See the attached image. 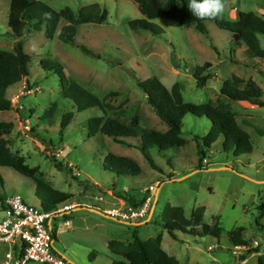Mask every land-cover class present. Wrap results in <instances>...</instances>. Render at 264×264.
<instances>
[{
    "label": "rangeland",
    "instance_id": "rangeland-1",
    "mask_svg": "<svg viewBox=\"0 0 264 264\" xmlns=\"http://www.w3.org/2000/svg\"><path fill=\"white\" fill-rule=\"evenodd\" d=\"M58 9L69 5L72 9L97 2L106 10L100 23L83 22L76 25L73 43L60 40L56 33L65 22L58 21L51 38L45 36L43 27L24 32L23 49L28 53V74L5 89L11 105L0 110V119L11 121L7 135L13 154L24 156V162L37 166V173L53 188L69 193L62 202L74 201L68 212L56 216L54 246L75 264H110L117 258L108 249L109 239L127 241L132 232L140 238L161 233L160 246L176 257L179 264H256V251L238 255L230 251L231 245L224 232L238 225L249 246H258L264 252V212L260 217L262 229L254 226L256 204H264V105L247 101L225 99L235 112L237 123L247 131L251 150L238 156L223 152L221 136L206 149L203 167L197 165V145L208 126L205 115L184 113L180 136L184 142L175 147L160 149L150 147L155 163L152 167L134 146L119 143L110 136L96 132L86 134L85 120L100 114L97 106L76 110L73 101L61 95L58 74L44 67L41 59L61 65L64 73L98 96L114 90L110 97L113 107L107 114H116L122 121L137 120L141 127L164 130L166 125L147 103L145 93L137 79L157 76L169 86L178 81L185 101L216 102L223 99L219 92L221 81L236 74L252 78L261 88L264 100V59L245 54L244 44L231 46L235 36L227 29L205 20L207 33L197 31L193 23L180 24L171 18L155 17L153 22L163 29L152 34L144 29H132L127 20L140 17L133 0H43ZM223 14L235 18L239 10H251L264 19V0H223ZM8 0H0V48L11 49L13 39L6 33ZM259 45L264 48V34L256 33ZM90 49L87 52L80 47ZM209 61L203 71L208 73L204 84L196 86L192 67ZM53 104L50 117L43 112ZM72 111L62 133H58L60 115ZM134 143L137 137H125ZM106 152L127 155L139 165L137 174L121 175L102 166ZM54 156V157H52ZM60 161L58 167L56 162ZM227 166L222 168L220 166ZM69 168V169H68ZM148 186H151L148 187ZM124 189L135 198L151 196L152 211L134 220H119L104 214V207L126 202L117 197L113 189ZM17 193L29 205L42 207L46 192L36 190L35 180L8 165H0V195ZM56 204V205H58ZM164 204L180 205L188 215L191 208L203 205L202 219L222 228L219 239L202 236L192 239L188 234L174 230L177 237L158 223L159 211ZM97 207H93V206ZM264 211V206H263ZM68 219L67 225L62 223ZM7 244L0 242V259ZM242 250V251H241ZM26 264H43L28 260Z\"/></svg>",
    "mask_w": 264,
    "mask_h": 264
},
{
    "label": "trees",
    "instance_id": "trees-1",
    "mask_svg": "<svg viewBox=\"0 0 264 264\" xmlns=\"http://www.w3.org/2000/svg\"><path fill=\"white\" fill-rule=\"evenodd\" d=\"M137 9L141 13L140 17H134L127 20V25L132 29H144L152 34H158L162 27L153 22L155 17L171 18L180 24L193 23L194 28L202 34H206L204 21L210 20L218 27L227 29L235 36L231 46L240 43L244 44L245 54L248 56H257L264 59V48L259 45L256 33L264 34V19L251 10L237 12L235 18H229L223 13L216 19H197L192 16L187 5L188 0H133ZM106 10L98 5L97 2L83 4L72 9L69 5H64L58 9L51 7L43 0H8V9L6 24L9 30L6 33L13 39L11 49L0 48V110L10 108V101L5 96V89L8 85L19 81L22 76L28 74L29 55L23 49L21 36L24 32L32 29H40L46 37L51 38L57 27L58 21L62 18L65 22L59 27L56 35L60 40L73 43L76 32V25L83 22L100 23L106 18ZM85 51H90L84 45H80ZM40 63L44 67H51L57 72L61 95L68 97L73 101L76 110L89 106H97L100 114L91 115L86 118V134L88 136L100 132L111 137L112 140L134 146L140 150L148 163L155 167L149 148L157 147L160 149L179 146L184 142L180 136L181 122L184 113L190 112L196 115H205L209 120V126L205 134L200 137L197 145V165L203 167L202 158L206 149L218 137L221 136L220 147L223 152H229L234 156L251 150L249 135L235 119V112L231 109L225 99L234 101H247L258 105H264V100L260 98L261 88L252 78H242L236 74L224 78L219 86V92L223 99L216 102L204 100L201 102L185 101L182 97L180 84L173 81L166 86L161 80L150 75L143 79H137V85L145 93L147 103L153 108L155 114L162 120L166 127L164 130H157L149 127H141L134 118L130 123L122 121L116 114H107L106 108L113 107L110 103V97L117 95V91L110 90L102 96H98L91 90L82 86L75 80L69 78L61 68L49 59H41ZM210 65L209 61L201 64H195L191 71L195 78L196 86L204 84L208 73L203 71ZM225 98V99H224ZM54 111L51 104L43 117H50ZM72 111L67 110L60 115L58 122V133L61 134ZM13 123L11 121L0 119V165H8L20 173L31 176L35 180L36 190L46 192V197L42 200V207L49 209L62 202L69 196L68 192L53 188L37 173V166H30L24 162V156L13 154L8 145L7 135L11 132ZM125 137H137L134 143L125 142ZM54 157V156H52ZM58 167L60 161L56 162ZM203 165V166H202ZM102 166L116 174L129 175L137 174L140 171L138 163L127 155L106 152L102 157ZM69 169V168H68ZM115 195L123 199L127 205L137 206L146 197L135 198L124 189H113ZM5 196L0 195V207L4 205ZM93 206V205H92ZM263 201L256 204L257 212L254 216V226L257 230L262 229V223L259 220L263 215ZM97 207V206H93ZM98 208V207H97ZM203 205H196L191 208L188 215L183 213L180 205L164 204L159 211L158 223L165 228L172 237H177L174 230H179L182 234H188L192 239L202 236L215 237L219 239L222 236V228L218 224H209L202 219ZM243 227L241 225L228 229L224 232L227 241L231 246H246L245 252H241L240 258H243L246 252L256 251V264H264V252H261L257 245L250 247L248 240L241 234ZM50 233L55 240V229L51 228ZM161 233L149 235L140 238L135 231L132 232V238L127 241L109 239L106 243L110 252L117 256L112 258L110 264H179L176 257L167 253L160 246Z\"/></svg>",
    "mask_w": 264,
    "mask_h": 264
},
{
    "label": "built area",
    "instance_id": "built-area-1",
    "mask_svg": "<svg viewBox=\"0 0 264 264\" xmlns=\"http://www.w3.org/2000/svg\"><path fill=\"white\" fill-rule=\"evenodd\" d=\"M150 198L148 194L137 206H123L121 203L104 207L101 211L119 220H134L148 213ZM3 201L4 205L0 208V242L6 243L7 248L3 250L0 264H26L28 260L43 264H75L55 248L50 233L53 220L55 226L57 224L54 218L68 212L75 202H65L44 209L25 203L17 193L5 196ZM62 223L67 225L69 220L65 218ZM241 248L245 250L246 246L233 245L230 251L238 255L237 249Z\"/></svg>",
    "mask_w": 264,
    "mask_h": 264
},
{
    "label": "clouds",
    "instance_id": "clouds-1",
    "mask_svg": "<svg viewBox=\"0 0 264 264\" xmlns=\"http://www.w3.org/2000/svg\"><path fill=\"white\" fill-rule=\"evenodd\" d=\"M187 7L197 19H216L223 13L225 4L223 0H188Z\"/></svg>",
    "mask_w": 264,
    "mask_h": 264
},
{
    "label": "water",
    "instance_id": "water-1",
    "mask_svg": "<svg viewBox=\"0 0 264 264\" xmlns=\"http://www.w3.org/2000/svg\"><path fill=\"white\" fill-rule=\"evenodd\" d=\"M220 167L225 168V167H227V166L224 165V166H220ZM152 206H153V205H151V207H150V211L152 210ZM150 211H149V213H150ZM127 222H128V221H127Z\"/></svg>",
    "mask_w": 264,
    "mask_h": 264
},
{
    "label": "crops",
    "instance_id": "crops-1",
    "mask_svg": "<svg viewBox=\"0 0 264 264\" xmlns=\"http://www.w3.org/2000/svg\"><path fill=\"white\" fill-rule=\"evenodd\" d=\"M72 202H74V201H72ZM152 205H153V203H152ZM149 211H150V209H149ZM151 211H152V210H151ZM151 211H150V212H151ZM56 231H57V229L55 230V232H56ZM55 237H56V236H55ZM55 240H56V239H55ZM257 253H258V252H257Z\"/></svg>",
    "mask_w": 264,
    "mask_h": 264
}]
</instances>
